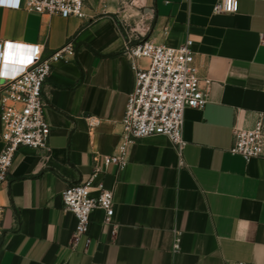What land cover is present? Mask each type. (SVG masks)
I'll list each match as a JSON object with an SVG mask.
<instances>
[{
  "label": "crops",
  "instance_id": "0c3cea01",
  "mask_svg": "<svg viewBox=\"0 0 264 264\" xmlns=\"http://www.w3.org/2000/svg\"><path fill=\"white\" fill-rule=\"evenodd\" d=\"M215 2L85 0L82 18L0 6L8 50L40 43L47 56L72 44L43 86L49 150L20 147L0 186V264H264V151L230 152L234 126L264 115V0H237L231 13H213ZM128 39H191L197 74L211 83L205 105L184 111L181 157L153 135L129 145L123 168H105L134 86ZM8 50L6 73L21 64ZM96 168L114 214L96 209L74 240L61 192Z\"/></svg>",
  "mask_w": 264,
  "mask_h": 264
},
{
  "label": "built area",
  "instance_id": "2783aa9c",
  "mask_svg": "<svg viewBox=\"0 0 264 264\" xmlns=\"http://www.w3.org/2000/svg\"><path fill=\"white\" fill-rule=\"evenodd\" d=\"M237 0H216L213 13H231ZM0 6L62 17L82 18L85 0H0ZM0 41V186L7 181L16 151L20 147L49 150L50 125L46 119L47 101L43 86L54 62L62 52L72 46L70 42L43 55V45L34 43L29 52L7 49ZM192 40L186 39L178 46L155 43L150 39H128L123 54L134 73V86L126 101L121 120V142L117 153L104 157L105 168L114 164L118 169L126 163L130 144L137 139L153 135L167 137L181 157L186 145L183 136L184 111L202 108L207 101V88L211 80L200 78L194 65ZM8 50L20 62L17 69L4 72V52ZM140 61H145L140 64ZM203 85V87H202ZM232 154L245 159L259 157L264 151V115L258 113L252 127L234 126ZM104 170L96 168L83 182L66 186L61 199L66 210L76 218L73 239L87 234L92 213L101 209L105 220L114 214L113 190L96 177ZM89 241V240H88Z\"/></svg>",
  "mask_w": 264,
  "mask_h": 264
},
{
  "label": "snow or ice",
  "instance_id": "6c2138e0",
  "mask_svg": "<svg viewBox=\"0 0 264 264\" xmlns=\"http://www.w3.org/2000/svg\"><path fill=\"white\" fill-rule=\"evenodd\" d=\"M12 46L9 45V48H11ZM10 55V54H9ZM9 55H5V61L7 62V60L9 59Z\"/></svg>",
  "mask_w": 264,
  "mask_h": 264
},
{
  "label": "bare ground",
  "instance_id": "6f19581e",
  "mask_svg": "<svg viewBox=\"0 0 264 264\" xmlns=\"http://www.w3.org/2000/svg\"><path fill=\"white\" fill-rule=\"evenodd\" d=\"M5 53H6V50H5V52H4V57H5Z\"/></svg>",
  "mask_w": 264,
  "mask_h": 264
}]
</instances>
